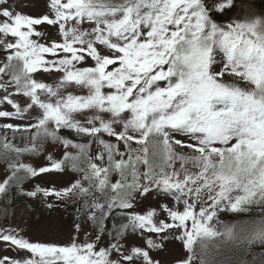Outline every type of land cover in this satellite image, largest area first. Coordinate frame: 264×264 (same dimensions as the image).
<instances>
[{"label": "snow or ice", "instance_id": "1", "mask_svg": "<svg viewBox=\"0 0 264 264\" xmlns=\"http://www.w3.org/2000/svg\"><path fill=\"white\" fill-rule=\"evenodd\" d=\"M257 7L255 0L239 9L236 0H49L48 13L33 17L0 0V201L22 196L30 208L43 206L50 214L35 229L66 240L33 242L0 227V243L29 254L0 256V264H161L170 238L187 252L180 264H215L207 244L194 249L196 238H226L243 251L264 246V217L238 233L216 227L219 212L264 210ZM48 146L63 149L61 157ZM37 156L47 164L27 161ZM69 173L64 187L54 186ZM153 197L173 202L161 204L164 219L137 211ZM70 205L65 220L59 209ZM253 264H264V254Z\"/></svg>", "mask_w": 264, "mask_h": 264}, {"label": "rangeland", "instance_id": "2", "mask_svg": "<svg viewBox=\"0 0 264 264\" xmlns=\"http://www.w3.org/2000/svg\"><path fill=\"white\" fill-rule=\"evenodd\" d=\"M9 3H14L16 5V10L26 13L30 16L37 17L42 16L48 13V4L49 0H9ZM24 5H28L25 7ZM241 4H237V8H240ZM7 6V5H5ZM242 13L247 14L244 9H240ZM256 14L260 15V11L256 8ZM85 28L89 27L88 24L84 25ZM36 31H46L52 34L53 40H60L61 37L56 35L55 29L49 25H38L35 26ZM11 39V38H9ZM31 39H39L38 37H31ZM43 42V41H42ZM3 53L0 52V56ZM45 58H48V54H45ZM38 77L44 82L51 83V78L47 76V74H37ZM54 75H58L55 74ZM16 124L24 123V121L13 120L11 121ZM114 140L115 138H108ZM18 143V142H17ZM47 151L49 153L55 152V156L57 158L61 157L63 149L55 150L52 146H48ZM27 161L32 163L34 166H45L47 164V160L45 157H28ZM177 167H179V162H177ZM5 170V165L0 163V178H3ZM63 175V174H57ZM74 174L69 173L64 177L63 180H59L55 182V187H64L69 182V177ZM35 182L40 183L43 187H51L49 183L42 181L39 177L35 178ZM49 185V186H48ZM26 187L27 182H26ZM161 204H167L169 207H174V204L171 200L162 201L158 197H153L148 201H142L137 211L146 212L147 210H156L157 218L164 219V214L160 211ZM7 209V211H5ZM74 211V206L67 211L63 208L59 209L60 213H63V218L68 220L70 218V214ZM225 212V211H224ZM221 212V213H224ZM226 213L232 216V219H225L221 215L218 214V220L221 222L216 225L218 230H226L228 228L233 229L234 233H238L241 229L246 226H250L253 221H258L260 218L264 217V210L260 206L253 205L251 210L248 211H240V212H232L226 211ZM50 214L49 210L44 207H40L39 205L32 206L24 204H13L7 205L3 201H0V227H11L15 228L24 238L29 239L33 242H44V243H58L64 244L66 242L65 238L62 237H52L49 234L42 233L37 231L34 227V223L36 221L42 220L46 218ZM191 222L189 221V224ZM112 221L111 219L108 221V226L111 227ZM155 235V234H153ZM158 238V237H157ZM208 245L209 259L213 260L215 264H253L254 259L258 261L260 259L261 254L263 252H255L252 251L250 247L249 251H243L245 246L234 244L231 241H227L226 238L217 237L215 239H206L201 241V238H196V244L193 245L194 249L197 252L200 251L201 243ZM170 251H165L158 259L161 261V264H180V261L185 259L187 256V252L183 249L182 242L179 240H172L170 238L169 244ZM12 256V257H24L29 255L25 252H19L14 247H9L3 243H0V256ZM198 264V261L196 262Z\"/></svg>", "mask_w": 264, "mask_h": 264}, {"label": "trees", "instance_id": "3", "mask_svg": "<svg viewBox=\"0 0 264 264\" xmlns=\"http://www.w3.org/2000/svg\"><path fill=\"white\" fill-rule=\"evenodd\" d=\"M255 2H256V5L258 6L257 9L260 11V13H264V0H255ZM241 3H242V0H236V4H241ZM19 203L20 204H24V205L25 204L29 205L30 201L27 198H25V197L15 196L14 199H13V204H19ZM31 203H32V206H36V204L34 202H31ZM40 207H43V206H40ZM72 207L73 206L70 205L68 208L71 209ZM222 212H224V211H222ZM230 213H232V212H230ZM218 214H222L221 216L223 218H225V219H232V216L228 215L226 213V211L224 213L219 212ZM111 221H112V223L116 222L117 218L116 217H112ZM251 250L255 251V252H263L264 253V246L253 245Z\"/></svg>", "mask_w": 264, "mask_h": 264}]
</instances>
